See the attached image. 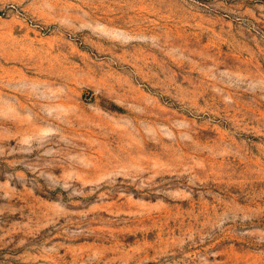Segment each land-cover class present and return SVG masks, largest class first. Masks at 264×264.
<instances>
[{"label": "rangeland", "instance_id": "374dc122", "mask_svg": "<svg viewBox=\"0 0 264 264\" xmlns=\"http://www.w3.org/2000/svg\"><path fill=\"white\" fill-rule=\"evenodd\" d=\"M0 264H264V0H0Z\"/></svg>", "mask_w": 264, "mask_h": 264}]
</instances>
